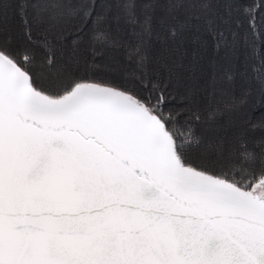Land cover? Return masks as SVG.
Masks as SVG:
<instances>
[{
	"label": "snow or ice",
	"instance_id": "obj_1",
	"mask_svg": "<svg viewBox=\"0 0 264 264\" xmlns=\"http://www.w3.org/2000/svg\"><path fill=\"white\" fill-rule=\"evenodd\" d=\"M254 8L0 0V264H264V120L218 126L264 95Z\"/></svg>",
	"mask_w": 264,
	"mask_h": 264
},
{
	"label": "trees",
	"instance_id": "obj_2",
	"mask_svg": "<svg viewBox=\"0 0 264 264\" xmlns=\"http://www.w3.org/2000/svg\"><path fill=\"white\" fill-rule=\"evenodd\" d=\"M250 3L255 5L253 11H257L260 8L262 0H249ZM260 16H264V11L259 12ZM195 23V21H194ZM264 57V48H261L259 44L256 47V60H260ZM119 59V71L110 75V79L119 84L123 77V70L130 67L126 64L124 60L123 52L118 54ZM252 73L250 70H245V74L237 78L235 87L233 89V94L235 96H240L243 90L248 86V83L251 79ZM230 100L228 97L218 98V103L221 105L229 103ZM264 120V95H261L259 92H255L248 100L247 104L239 107L235 111H223L222 116L219 119L218 126L223 128H235L242 127L247 129L251 123ZM249 140H256L260 137H264V132L256 130L254 132L248 133ZM251 143L249 147H251ZM240 171V169H236ZM261 179H264V176L259 173V165L256 166V169L253 171V174L249 176V181L252 183H259Z\"/></svg>",
	"mask_w": 264,
	"mask_h": 264
}]
</instances>
